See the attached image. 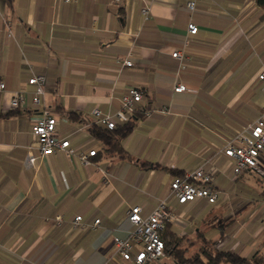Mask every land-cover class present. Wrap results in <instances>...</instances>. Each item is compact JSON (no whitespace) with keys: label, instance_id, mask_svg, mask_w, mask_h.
Segmentation results:
<instances>
[{"label":"crops","instance_id":"1","mask_svg":"<svg viewBox=\"0 0 264 264\" xmlns=\"http://www.w3.org/2000/svg\"><path fill=\"white\" fill-rule=\"evenodd\" d=\"M187 1L12 0L8 6L0 0V264H125L114 254L113 237L131 230L128 210L140 206L143 216L150 214L174 176L208 159L217 168L220 198L172 201L179 217L170 230L188 240L211 232L205 238L217 249L241 255L226 233L264 216V187L252 189L258 198L251 205L231 195L234 183L244 185L258 171L232 180L230 160L218 151L264 110V82L257 78L264 67V9L256 0H198L190 12ZM189 22L198 27L194 35ZM176 50L182 62L171 56ZM128 54L132 65L121 66L117 60ZM32 74L47 80L33 109ZM179 83L184 92L173 91ZM130 86L143 96L130 118H116L117 125L135 121L119 139L123 157L91 134V111L115 115ZM19 90L28 99L12 108L11 94ZM44 112L77 153L96 150L89 164L63 150L41 157L31 127ZM28 154L37 159L34 167ZM260 168L264 180V153ZM77 215L100 223L73 231ZM263 221L253 233L262 250Z\"/></svg>","mask_w":264,"mask_h":264},{"label":"built area","instance_id":"2","mask_svg":"<svg viewBox=\"0 0 264 264\" xmlns=\"http://www.w3.org/2000/svg\"><path fill=\"white\" fill-rule=\"evenodd\" d=\"M197 1H187L186 8L190 12L195 11ZM147 13V8L142 9L144 17ZM187 30L190 35H194L198 31V27L193 22H189ZM130 56L128 54L127 58L119 59L117 62L121 66H131ZM171 56L181 62L183 61V54L180 50L172 52ZM182 67L184 66L182 65ZM257 78L264 82V67ZM27 83L33 87L30 98L31 108L39 107L46 92V76L44 74H32L27 79ZM185 90V85L180 83L173 88L174 92H184ZM3 91H5V84L0 81V92ZM142 96L143 93L139 88L128 87L119 99L120 110L115 115H109L103 113L99 108H94L91 111L93 123L108 130L115 129L117 126L116 118L118 120L130 118L136 110L135 104L142 100ZM27 99L28 93L25 90L14 91L11 94L9 104L12 108H20L26 104ZM149 113L150 111H146V115ZM56 126L57 120L44 112L31 127V133L37 143L41 157L53 155L56 151L63 150L70 156H78L84 164H89L87 157L95 155L96 150L93 149L87 154L77 153L71 148L68 139L59 138L56 135ZM218 153L230 160L232 180L237 179L245 172L260 171L264 153V110L245 129L236 132L232 138L227 139ZM36 160L35 156L27 155L28 166L34 167ZM216 172L217 168L212 160H204L194 170L174 176L170 182L167 195L158 201L150 214L143 216L140 206L131 207L127 212V218L132 228L125 237H113L114 254L119 256L125 264H154L163 258L165 256V243L162 234L166 231L167 226L175 223L179 217L170 204L175 201L177 204L184 205L198 199H203L209 204L217 203L222 192L214 185ZM53 221L56 225H60L63 219L61 216H56ZM99 223V219H95L92 223H86L81 215H77L72 220L71 228L76 232L86 229L95 230Z\"/></svg>","mask_w":264,"mask_h":264},{"label":"trees","instance_id":"3","mask_svg":"<svg viewBox=\"0 0 264 264\" xmlns=\"http://www.w3.org/2000/svg\"><path fill=\"white\" fill-rule=\"evenodd\" d=\"M8 6H11L12 0H5ZM256 3L264 9V0H256ZM133 118V117H132ZM135 121L129 120L116 126L113 130H108L103 127L92 125L90 128L91 134L105 144V148L112 154L124 157V151L120 145L119 139L128 135L134 128ZM198 240L201 242V247L192 256H185L184 251L178 249V242L185 238L178 237L170 230V224L166 231L162 234V239L165 243V253L172 254L175 264H264V256L260 251H255L250 257H243L237 253L228 250H220L215 247V241H210L204 237L201 232H198Z\"/></svg>","mask_w":264,"mask_h":264},{"label":"rangeland","instance_id":"4","mask_svg":"<svg viewBox=\"0 0 264 264\" xmlns=\"http://www.w3.org/2000/svg\"><path fill=\"white\" fill-rule=\"evenodd\" d=\"M235 89L238 88L240 85L243 84V82L240 83H235ZM259 173V174H257ZM257 173H255V180L254 178L250 177L247 180H245V184L243 185V183L241 182H237V184L239 186L235 184L234 186V190H231V195H239L241 200L245 202L247 205H251L253 204L255 201H257V196H255V194L253 195V190L252 189H257V190H262V186L264 187V180H262L263 176H262V172L258 171ZM239 178V177H238ZM237 178V179H238ZM246 188V190L250 193V195L246 194V193H241V191L239 190V188ZM238 190V191H237ZM238 197V198H240ZM253 207V206H251ZM262 219L264 220V216L259 215L257 217H255L254 219H247L245 220V225L240 228L237 229V226H231V229H229V231L226 233L228 234V238L230 240V242L233 241H238V243L240 244V249L241 250V255H251L254 251L256 250H260V253L264 254V249L262 250V244L260 245H256L257 242V238L253 237V233L255 232V230L258 228V226L261 224L262 225ZM264 223V221H263ZM217 231V234L219 233L218 229L215 230V232ZM210 234H213L211 232H209ZM209 233L207 235H205L206 238H209ZM224 234V236L226 235ZM235 235V236H234ZM262 236V235H261ZM260 236V238H261ZM189 238L191 240L188 239H183L180 240L178 242V249H181L182 251H184V255L185 256H192L194 255L199 248L201 247V242L199 240L194 239V237L189 236ZM259 239V238H258ZM194 240V241H192ZM262 243V242H261ZM257 246V247H256ZM154 264H175L174 259L172 254H168L165 253V256L163 258H161L159 261L155 262ZM221 264H227V263H221Z\"/></svg>","mask_w":264,"mask_h":264}]
</instances>
